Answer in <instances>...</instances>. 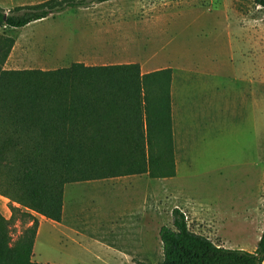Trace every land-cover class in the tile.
Instances as JSON below:
<instances>
[{
	"label": "rangeland",
	"instance_id": "obj_1",
	"mask_svg": "<svg viewBox=\"0 0 264 264\" xmlns=\"http://www.w3.org/2000/svg\"><path fill=\"white\" fill-rule=\"evenodd\" d=\"M43 1L0 0V6L9 11ZM0 35L15 41L4 69L52 70L76 62L138 63L143 73L172 69L175 176L143 173L67 185L60 223L70 230L43 222L34 261L157 264L160 230L173 227L175 208L194 233L255 251L264 230V107L243 126L211 119L207 105L210 85L226 84L235 68L264 70L263 7L254 0H112L23 28L0 27ZM9 202L0 194L8 218ZM33 214L40 227L43 217ZM30 224L18 216L13 238Z\"/></svg>",
	"mask_w": 264,
	"mask_h": 264
},
{
	"label": "trees",
	"instance_id": "obj_2",
	"mask_svg": "<svg viewBox=\"0 0 264 264\" xmlns=\"http://www.w3.org/2000/svg\"><path fill=\"white\" fill-rule=\"evenodd\" d=\"M107 1L45 0L9 11L0 6V27L23 28ZM254 2L264 8V0ZM14 44L0 35V194L12 211L10 218L0 211V264H52L33 260L39 229L33 213L61 222L68 184L143 173L175 176L172 69L143 73L138 63L76 62L7 70ZM18 216L31 224L14 239ZM160 238L163 259L157 264L264 263V230L255 251L223 247L191 231L179 208Z\"/></svg>",
	"mask_w": 264,
	"mask_h": 264
},
{
	"label": "crops",
	"instance_id": "obj_3",
	"mask_svg": "<svg viewBox=\"0 0 264 264\" xmlns=\"http://www.w3.org/2000/svg\"><path fill=\"white\" fill-rule=\"evenodd\" d=\"M212 73L213 75H218L215 74L214 71ZM231 75L232 76L228 78L229 81L226 84L213 82L210 85L211 99L209 100L210 104L207 106H210L211 108V119L213 118L218 122L230 119L238 125L247 126V124H250L256 117H253V114H256L255 108L264 107V80L261 82H255V78L264 76V70L253 71L250 67L244 66L239 70L235 68L231 72ZM252 75H255V77L253 78ZM65 210L66 208L64 206L63 215H65ZM4 216L8 218L6 215ZM40 216L43 217L44 220H41L37 236L41 233L43 222H49L51 224L57 223V225H59L58 227L62 226L64 229L70 230V227L63 225L60 222L47 219L42 215ZM121 226L124 227V223Z\"/></svg>",
	"mask_w": 264,
	"mask_h": 264
}]
</instances>
